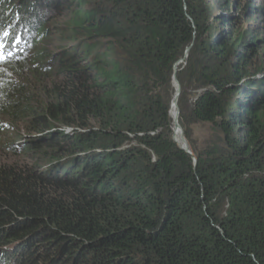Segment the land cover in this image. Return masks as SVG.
I'll return each mask as SVG.
<instances>
[{
    "label": "trees",
    "instance_id": "1",
    "mask_svg": "<svg viewBox=\"0 0 264 264\" xmlns=\"http://www.w3.org/2000/svg\"><path fill=\"white\" fill-rule=\"evenodd\" d=\"M229 4L0 0V264H264V9Z\"/></svg>",
    "mask_w": 264,
    "mask_h": 264
},
{
    "label": "rangeland",
    "instance_id": "2",
    "mask_svg": "<svg viewBox=\"0 0 264 264\" xmlns=\"http://www.w3.org/2000/svg\"><path fill=\"white\" fill-rule=\"evenodd\" d=\"M228 1L230 2V4L228 5V9L232 10L231 12H233V7H231V4L234 3V0H228ZM240 1L254 2L255 5H257V6L260 5L264 9V2L262 0H236V3H239ZM211 2H212V5L214 7H217L219 3H223V0H211ZM256 14L257 15H255V13L254 14L249 13V15H251V21H250L249 25H251L252 27L255 25L264 27V16L259 14V13H256ZM49 17H50L49 19L52 20L53 24L58 22V19L57 20L55 19L56 18L55 15H52V16L49 15ZM63 21H64V19L62 20V22ZM244 26H245V24H244ZM3 119L6 121H9L13 125V123L8 118L3 117L2 120ZM19 126H21V125L19 124ZM193 132H194V139L197 140L198 144H201V141L204 140L206 135H207V131L203 128H200L199 126H196L193 128ZM14 136H15V133H14ZM0 155H2V156L5 155L7 157L9 156V153L5 152V148L3 146H2V148L0 147ZM7 161H11V159L8 158Z\"/></svg>",
    "mask_w": 264,
    "mask_h": 264
},
{
    "label": "water",
    "instance_id": "3",
    "mask_svg": "<svg viewBox=\"0 0 264 264\" xmlns=\"http://www.w3.org/2000/svg\"><path fill=\"white\" fill-rule=\"evenodd\" d=\"M189 50H190V48H187L186 50H185V59H186V57H187V54H188V52H189ZM185 59H182V60H180L175 66H174V70L176 69V67L178 66V64L179 63H183L184 64V60ZM173 85H174V96H173V99H172V106L175 108V110H176V115H175V117L172 119L173 120V140H174V142L177 144V146L180 148V149H182V150H184L187 154H189L190 155V157H191V159L193 160V165H195L196 164V158L192 155V153H190V151L188 150V148H187V144H186V141H185V138H184V136H183V132H182V130H181V128H180V126H179V124H178V121H177V118H178V109H177V105H176V103H177V99H178V96H179V93H180V88H179V85H178V83H177V80H176V77H175V75L173 76ZM179 131V133H180V135H181V140H182V143H183V145L184 146H181V145H179L178 143H177V141L175 140V138H174V133H175V131Z\"/></svg>",
    "mask_w": 264,
    "mask_h": 264
},
{
    "label": "bare ground",
    "instance_id": "4",
    "mask_svg": "<svg viewBox=\"0 0 264 264\" xmlns=\"http://www.w3.org/2000/svg\"><path fill=\"white\" fill-rule=\"evenodd\" d=\"M24 59V58H23ZM183 59H185V56H184V58ZM174 86V85H173ZM171 104H172V102H171ZM175 115H176V110H175V108L171 105V110H170V116H171V118L173 119L174 117H175ZM177 121H178V118H177ZM174 138H175V140L177 141V143L179 144V145H181V146H184L183 145V143H182V140H181V135H180V133H179V131H175V133H174Z\"/></svg>",
    "mask_w": 264,
    "mask_h": 264
},
{
    "label": "snow or ice",
    "instance_id": "5",
    "mask_svg": "<svg viewBox=\"0 0 264 264\" xmlns=\"http://www.w3.org/2000/svg\"><path fill=\"white\" fill-rule=\"evenodd\" d=\"M9 55H10V53H9ZM0 59H3V56H0Z\"/></svg>",
    "mask_w": 264,
    "mask_h": 264
}]
</instances>
